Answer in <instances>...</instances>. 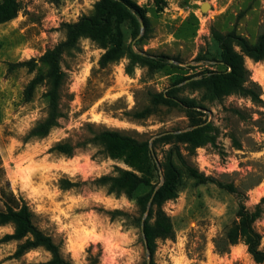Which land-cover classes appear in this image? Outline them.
Segmentation results:
<instances>
[{
    "label": "rangeland",
    "instance_id": "rangeland-1",
    "mask_svg": "<svg viewBox=\"0 0 264 264\" xmlns=\"http://www.w3.org/2000/svg\"><path fill=\"white\" fill-rule=\"evenodd\" d=\"M16 1V16L0 23V184L7 180L14 195L24 199L33 222L60 245L62 256L70 264H142L146 259L135 200L91 182L116 175L120 168L138 173L124 156H112L102 143L92 141L101 130H116L148 140L158 162L173 149L179 173L176 196L166 199L162 209L174 236L156 239L157 264H261L241 241L218 252L214 240L236 220L239 200L252 208L264 195V61L244 56L250 79L260 87V102L236 93L209 100L203 88L186 85L185 79L173 91L191 106L175 100L155 104L150 92L164 91L185 76L198 78L206 69H222L212 65L211 59L220 55L214 32L234 30L254 42L264 33V0H132L143 17L128 15L120 22L125 54L101 67L98 59L105 48L89 37L63 53L60 116L44 136L28 132L48 110L47 67L37 62L33 68L9 70V63L40 56L64 38L65 22L92 14L98 0ZM202 2L209 4L204 11ZM130 51L164 58L147 64ZM35 73L44 78L25 100L24 87ZM145 107L151 108L149 114L133 116ZM203 125L205 140L199 146L180 141L152 146L158 133ZM60 142L73 146L70 155L53 149ZM189 166L207 179L200 182ZM153 183L156 188L162 178L154 176ZM110 210L120 212H106ZM254 226L264 249V212ZM12 231V223L0 224V237ZM18 242L0 243V264H43L50 258L43 247L14 257Z\"/></svg>",
    "mask_w": 264,
    "mask_h": 264
},
{
    "label": "trees",
    "instance_id": "trees-1",
    "mask_svg": "<svg viewBox=\"0 0 264 264\" xmlns=\"http://www.w3.org/2000/svg\"><path fill=\"white\" fill-rule=\"evenodd\" d=\"M58 3L60 0H48ZM18 4L16 0H0V23L8 21L16 16ZM142 16L140 7L132 0H98L94 4V11L90 15H82L77 21L65 22V36L52 47L47 48L40 56L31 57L9 63L8 69L17 66H28L33 68L37 62L46 65V74L49 87L45 93L47 98L46 116L38 121L28 132V136H44L50 128L57 124L60 116L61 85L64 78V71L60 61L63 53L75 48L81 37H89L96 41L104 52L98 59L101 67L114 61L125 54L124 38L120 29V22L125 16ZM214 37L220 46V55L217 59H211L212 65H221L222 69H206L199 73L198 78L191 76L179 78L174 81L164 91L150 92L153 103H169L173 100L186 106H191L184 97L174 95L173 88L181 80H186V85L194 88H203L208 95V99L221 98L231 93L248 95L252 101L260 102L259 85L250 79V71L244 64V56L253 61H264V33H260L254 42H250L246 37L235 33L234 30L219 33L214 32ZM239 47L237 50L235 47ZM143 53L130 51L132 58H142L147 64L150 60H163L161 55L148 56ZM200 60H207L206 57H196ZM44 76L35 73L24 87L23 95L25 100L32 97L34 88L43 80ZM151 112V108L145 107L133 113L134 117L142 118ZM206 125L174 133L164 131L152 137V146L158 143L170 142H191L194 147L199 146L205 140H201L204 135ZM92 141L102 143L112 156H124L125 160L137 171L133 172L125 169H118L116 175H101L91 182L99 185H107L108 190L119 195L124 193L130 199H134L139 206L140 215L138 217L139 231L144 250L148 249L149 258L142 264H157L153 259L157 238H172L174 230L170 217L163 211L162 203L166 199L176 196L175 184L178 180V169L173 161V149L170 147L166 151L163 160L157 161L152 156L148 140H137L136 138L120 133L116 130H101L97 132ZM58 152L70 155L73 146L68 142H60L53 146ZM177 155L180 153H176ZM191 175L204 182L203 177L197 169L189 166ZM3 169L0 166V176ZM154 176L161 177L162 183L155 188ZM69 185H78L79 182H70ZM220 187H224L230 192L236 191L231 184L217 182ZM155 189V191H154ZM154 191V192H153ZM237 195H241L237 192ZM151 198L150 207L146 210L148 200ZM0 224H13V231L5 233L0 237V243L11 240L19 241L13 253L14 257H19L26 251L43 247L50 253V258L43 264H70V261L62 256L60 245L53 241L50 235L44 233L33 222L32 211L24 199L16 197L6 180L5 185L0 184ZM147 215L142 219L144 212ZM115 214L120 211H106ZM264 212V195L252 208L245 205L243 200L238 201L236 210V220L225 226L223 234L214 240L218 252H225L229 246L241 241L247 252L257 263L264 264V249L260 247L262 234L255 228L254 222L260 219ZM153 213L152 222L149 221L150 214Z\"/></svg>",
    "mask_w": 264,
    "mask_h": 264
},
{
    "label": "water",
    "instance_id": "water-1",
    "mask_svg": "<svg viewBox=\"0 0 264 264\" xmlns=\"http://www.w3.org/2000/svg\"><path fill=\"white\" fill-rule=\"evenodd\" d=\"M207 6L209 7V4H207V2H202L200 8H201V10L204 11L205 9H207ZM140 25H141V27H142V23H141V22H140ZM149 144H150V143H149ZM149 146H150V148H151V145H149ZM161 178H162V176H161ZM154 191H155V189H154ZM154 191H153V192H154ZM150 203H151V198H150V199L148 200V202H147L146 210L150 207ZM145 216H146V211H145V213H144L142 219L145 218ZM145 253H146V258L148 259V258H149V251H148V249L145 250Z\"/></svg>",
    "mask_w": 264,
    "mask_h": 264
},
{
    "label": "bare ground",
    "instance_id": "bare-ground-1",
    "mask_svg": "<svg viewBox=\"0 0 264 264\" xmlns=\"http://www.w3.org/2000/svg\"><path fill=\"white\" fill-rule=\"evenodd\" d=\"M208 7V6H207ZM264 83V82H263Z\"/></svg>",
    "mask_w": 264,
    "mask_h": 264
}]
</instances>
